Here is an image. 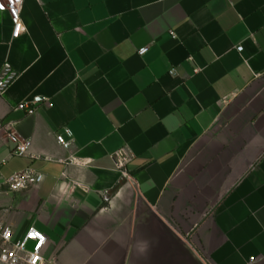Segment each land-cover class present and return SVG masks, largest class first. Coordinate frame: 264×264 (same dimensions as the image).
<instances>
[{
    "label": "crops",
    "instance_id": "0c3cea01",
    "mask_svg": "<svg viewBox=\"0 0 264 264\" xmlns=\"http://www.w3.org/2000/svg\"><path fill=\"white\" fill-rule=\"evenodd\" d=\"M21 18L13 38L0 11L18 73L0 121L29 149L0 132V182L44 179L0 197V223L42 231L52 264H264V0H24Z\"/></svg>",
    "mask_w": 264,
    "mask_h": 264
},
{
    "label": "built area",
    "instance_id": "2783aa9c",
    "mask_svg": "<svg viewBox=\"0 0 264 264\" xmlns=\"http://www.w3.org/2000/svg\"><path fill=\"white\" fill-rule=\"evenodd\" d=\"M23 3L24 0H0V5H3L0 11H6L10 16L13 26V38L19 37L24 31L21 18ZM236 49L241 51L242 46L238 45ZM147 51L148 47H141L137 50V53L142 56ZM17 76L18 73L13 69L12 65L5 61L0 69V95ZM16 109L25 111L28 114L35 112L33 105L27 102L19 103ZM0 132H3L13 145L12 154L23 156L28 153L29 142L18 135L14 122L0 121ZM64 132L68 139H65L61 134H57L56 142L68 148L73 142L72 132L67 127H64ZM43 179L44 176L41 172L30 167L16 171L0 182V197L9 192H19L37 187L42 183ZM3 187L6 189H3ZM46 241V235L34 226L28 227L20 237H15L14 230L10 224L0 223V264H52L51 261L45 259L43 254ZM253 261L254 259H251L248 264H252Z\"/></svg>",
    "mask_w": 264,
    "mask_h": 264
},
{
    "label": "snow or ice",
    "instance_id": "6c2138e0",
    "mask_svg": "<svg viewBox=\"0 0 264 264\" xmlns=\"http://www.w3.org/2000/svg\"><path fill=\"white\" fill-rule=\"evenodd\" d=\"M0 8H3V5H0Z\"/></svg>",
    "mask_w": 264,
    "mask_h": 264
},
{
    "label": "rangeland",
    "instance_id": "374dc122",
    "mask_svg": "<svg viewBox=\"0 0 264 264\" xmlns=\"http://www.w3.org/2000/svg\"><path fill=\"white\" fill-rule=\"evenodd\" d=\"M29 247H30V246H29ZM29 247H28V248H29Z\"/></svg>",
    "mask_w": 264,
    "mask_h": 264
}]
</instances>
